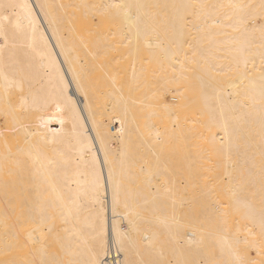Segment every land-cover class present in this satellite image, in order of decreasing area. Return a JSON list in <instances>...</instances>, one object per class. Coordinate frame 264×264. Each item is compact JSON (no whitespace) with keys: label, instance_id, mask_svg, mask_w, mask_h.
I'll return each mask as SVG.
<instances>
[{"label":"bare ground","instance_id":"6f19581e","mask_svg":"<svg viewBox=\"0 0 264 264\" xmlns=\"http://www.w3.org/2000/svg\"><path fill=\"white\" fill-rule=\"evenodd\" d=\"M0 264H264V0H0Z\"/></svg>","mask_w":264,"mask_h":264},{"label":"snow or ice","instance_id":"6c2138e0","mask_svg":"<svg viewBox=\"0 0 264 264\" xmlns=\"http://www.w3.org/2000/svg\"><path fill=\"white\" fill-rule=\"evenodd\" d=\"M112 7L120 8V5L119 4H114V5H112Z\"/></svg>","mask_w":264,"mask_h":264}]
</instances>
